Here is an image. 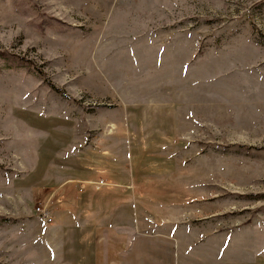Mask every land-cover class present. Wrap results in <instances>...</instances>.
Instances as JSON below:
<instances>
[{"label": "rangeland", "instance_id": "rangeland-1", "mask_svg": "<svg viewBox=\"0 0 264 264\" xmlns=\"http://www.w3.org/2000/svg\"><path fill=\"white\" fill-rule=\"evenodd\" d=\"M88 226L264 264V0H0V264Z\"/></svg>", "mask_w": 264, "mask_h": 264}, {"label": "crops", "instance_id": "crops-1", "mask_svg": "<svg viewBox=\"0 0 264 264\" xmlns=\"http://www.w3.org/2000/svg\"><path fill=\"white\" fill-rule=\"evenodd\" d=\"M131 232L132 235H134L133 239H131ZM80 233H82V235L90 236L87 239L89 247L91 246L87 251L86 258L88 263L105 264L106 262H110L107 261L109 258H112L113 260L109 264H137L138 243L142 240H137L134 229H121L113 226H88L85 230L82 228ZM165 243H156L158 249L154 248L152 251L157 252L158 256L162 253V257H164L166 255L164 252L168 251L169 253V250L170 252L172 251V247H170L171 244H167V242ZM146 261L147 260H145V262ZM163 262H165V259H163ZM151 264H153V262ZM170 264H172L171 260Z\"/></svg>", "mask_w": 264, "mask_h": 264}]
</instances>
